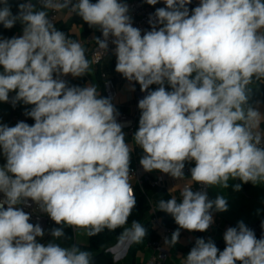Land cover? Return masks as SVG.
I'll list each match as a JSON object with an SVG mask.
<instances>
[{"label":"clouds","instance_id":"9594fccd","mask_svg":"<svg viewBox=\"0 0 264 264\" xmlns=\"http://www.w3.org/2000/svg\"><path fill=\"white\" fill-rule=\"evenodd\" d=\"M163 3L142 34L122 0H19L15 14L10 0H0V24L23 26L21 35L0 38V102L15 92L13 107L31 105L24 114L34 120L0 123L6 161L0 165V264H94L90 251L54 242L65 237V226L89 236L123 227L122 238L132 243L147 235L137 220L124 227L137 200L119 113L96 85L69 86L62 78L84 77L91 62L80 42L56 28L50 11L67 10L98 29V48L108 53L109 42L114 45L115 71L146 93L132 136L143 151L142 169L178 180L194 162L190 178L200 190L185 186L179 201L158 202L179 226L165 246L179 243L180 229L206 232L212 211L228 210L227 198L210 200L207 188L226 189L235 179L264 184L261 113L249 103L250 85L264 83V0H199L191 11L192 0ZM32 204L57 225L47 243L37 239L45 229L24 210ZM223 240L221 251L211 238H196L183 264H264V233L258 239L239 221Z\"/></svg>","mask_w":264,"mask_h":264},{"label":"crops","instance_id":"0c3cea01","mask_svg":"<svg viewBox=\"0 0 264 264\" xmlns=\"http://www.w3.org/2000/svg\"><path fill=\"white\" fill-rule=\"evenodd\" d=\"M129 0H122V2H126ZM144 2V0H141ZM92 3H95L96 0H91ZM33 3H36V0H33ZM145 3V2H144ZM147 4V3H145ZM148 5V4H147ZM13 13L17 12V8L13 9ZM62 19L57 22H63L69 25L68 33L73 36L74 40L80 42L86 49V54L92 47L93 38L96 35L97 29L90 28L87 24H83L79 20L75 19V15H70L66 10L62 11ZM22 25L17 22L13 27V36H19L22 34ZM91 37L92 40L86 42V38ZM0 38H8L3 34H0ZM70 38V36H69ZM116 58L107 57L100 64L99 68L108 70L112 75H114V79L117 85V98L114 102V106L116 109H120L122 112L134 116L135 118V128L134 132L130 133L129 130L123 127V131L126 133L125 140L129 144L132 149V153L135 150V147H139L135 145V142L132 138L134 133L136 132V126L139 124L140 111L138 109V101L143 98L145 95L144 92H141L136 88L135 82H128L125 78L122 77L121 74L115 71ZM0 71H2V67H0ZM68 78H74L71 75H68ZM85 80L83 82V86L96 85L98 91L102 96L103 90L101 87V79L98 74V69L95 68L91 64V70L87 75L84 76ZM257 84L250 85V87L256 86ZM135 87V91H132L131 88ZM166 86H168L166 84ZM158 85H154L151 90H155ZM169 87V86H168ZM11 93V92H10ZM257 102V101H256ZM259 104H254V107H258V111L261 113L260 117V125L264 126V101H258ZM6 104L10 106L7 102H0V110L3 109L2 104ZM31 105H25L21 102V109L19 111H15V116L18 120L12 121L10 126H15L18 121H22L25 117V111L29 110ZM3 113V112H2ZM9 116L5 118L0 115V123L6 124L8 122ZM5 159L2 160L0 165L5 163ZM152 178L156 179L158 184L153 187L156 188L155 193L148 197V205L149 208L146 211L145 218L149 219L152 211H156L161 217L169 216L170 220L174 222V218L163 212L158 210V202L160 200H167L171 197L175 196L179 201L181 199L180 192L182 191L181 187L172 181L171 176L161 173L159 171L150 172ZM240 184V190H234V185ZM217 195H224L228 201V210L226 212H215L214 217L217 221H219V225L212 224L210 228L204 232L209 235L215 244H218L220 241L223 242L222 235L224 231L231 227L236 226L239 221H243L244 223H248L251 221L257 220L261 214L264 212V184L261 185H253L251 183H243L239 179L230 180L229 187L223 189L219 186L209 187V199L214 200ZM132 223V222H131ZM131 223H127L124 227H130ZM141 223V222H140ZM199 238L198 231H187L181 229L179 243L174 247H171L170 255L167 261V264H183V261L194 246L195 239ZM208 238V239H209ZM52 239L51 235L44 237L39 240L40 243H47ZM88 240V235H87ZM75 242L80 244H86L87 241H78L74 239ZM114 241V242H113ZM110 246H106L103 248V252L111 257L112 261L115 264H139L148 254V249L144 247V243L141 240L139 243H132L127 238H122V236L114 239ZM56 243H60L62 246V239L58 241H54ZM109 242V243H111ZM224 243V242H223ZM139 244L138 247L136 245ZM136 247V248H135ZM130 250V253H128ZM239 264V262H238Z\"/></svg>","mask_w":264,"mask_h":264},{"label":"built area","instance_id":"2783aa9c","mask_svg":"<svg viewBox=\"0 0 264 264\" xmlns=\"http://www.w3.org/2000/svg\"><path fill=\"white\" fill-rule=\"evenodd\" d=\"M124 3H127V5L129 6V15L132 17L133 26L140 28L142 30V34L145 30H151V26L148 23V21H149L150 15L155 12V9L159 7H165L163 0H160V2L155 6L147 5L141 0H129ZM198 3H199V0H192V3L188 5L189 10L191 11V9L196 7ZM72 15H75V14H72ZM62 16L63 15L61 12H51V11L49 12V18L52 20L53 23L61 20ZM95 37L102 38V33L98 29L96 31ZM91 40H92L91 37L86 38V42L91 41ZM112 48H114V45H112L111 42H109V51L107 53L104 50L99 49L98 45L93 39L92 47L86 55L89 61L91 62V64L95 68L98 69L104 97H111V102L114 105V102L116 101V98H117V91H118L117 85L114 79V75H112V73H110L108 70L99 68L100 64L105 58L107 57L116 58L112 54V51H111ZM62 78L67 80L68 76L62 77ZM15 94H16L15 92L9 93V102H7L11 106V113H10L8 122L6 123L8 126H10V123L12 121L18 120L14 112L19 111L21 109V102H18L15 107H13L11 103V99L12 97L15 96ZM117 111L119 113L117 117L118 122L122 123L124 127L129 130L130 133H133L135 124H136L134 116L126 114L122 112L120 109H117ZM22 121L27 123L26 115ZM259 130L262 133H264V126L259 125ZM191 167H194V165L186 163L185 169H184V172H185L184 179L176 180L171 177L172 181L178 184L182 190L185 186H192L194 190H200V188L202 187L200 185H197L191 182L190 171H189ZM130 168H131L130 183L132 184L134 192H135L136 186L139 188H142L144 183H148L151 187H155L158 184L156 179L151 177L150 172H145L142 169V167L139 165V160H135L130 165ZM206 191H207L208 198H209V188H207ZM0 198H3L2 193H0ZM24 210L32 214L31 220L29 222L33 224L40 223V225L45 229L44 237L48 236L50 234L49 230L53 228L54 221H52L46 214L41 213L39 207L36 206L35 204H32L31 207L25 208ZM212 215L214 218L213 224L219 225L220 223L214 217L213 211H212ZM149 220H150V223L154 231L157 234V237L155 239L146 240L144 242V247L148 249V254L139 264H167L171 247L165 246L164 240L166 237H170L172 232L175 231L179 226L175 223V221L172 222V224L165 223L163 217H161L156 211H152L149 217ZM262 222H264V212L261 214V216L257 220L245 223L250 229L254 230L256 237L258 239L261 237L262 233H264V228L261 227ZM231 227H235V226H231ZM223 235H222V239H223ZM44 237L37 238V239L39 241L43 239ZM202 238L207 240L209 238V235L204 233Z\"/></svg>","mask_w":264,"mask_h":264},{"label":"trees","instance_id":"16d2710c","mask_svg":"<svg viewBox=\"0 0 264 264\" xmlns=\"http://www.w3.org/2000/svg\"><path fill=\"white\" fill-rule=\"evenodd\" d=\"M18 2H19V0H10V3L12 4L13 9L17 8ZM75 19L77 21L79 20L83 24H86L77 15H75ZM54 25L56 26V28L58 30L63 31L68 37L70 36V38L73 39V36H71L68 33V27H69L68 24L63 23V22H55ZM0 34H3V35L6 34V36L8 38H11V37H13V28H11L9 33L7 34L6 28L0 27ZM84 80H85L84 77H77V78H67L66 81L68 82L69 86L75 85V86L82 87ZM255 84H257V85L251 87L252 93H251V96L249 99V103L252 104L253 106L256 103V101H264V83L257 82ZM135 86L137 89L140 90V85L138 83H135ZM153 86L154 85L150 86V90L153 88ZM165 87H166V90H171L170 87H168L166 85H165ZM27 123L29 125H32V124H34V120L30 117H27ZM137 129H138V127L136 126V131H137ZM142 155H143L142 149L140 147H135V150L132 153L131 164L135 160H139ZM189 164L194 165V162L189 163ZM155 191H156V188L151 187L148 183H144L142 188H139L136 186L135 196H136L137 203H136L135 209L133 210L131 216L128 218V222H127V223H131L133 220H137V221L141 222V224H143L146 227L147 235L142 240L143 243L146 240H152V239H155L157 237V234L154 231V229L150 223V220L144 219L146 211L149 208L147 199H148V197H151L155 193ZM158 213H160V212H158ZM163 219H164L165 223L172 224V221L170 220L169 216H165ZM55 226L56 225L54 223L53 228ZM123 231H124L123 227L117 228L114 231H109L108 229H104L102 232H100L99 234H97L95 236H89L88 235L87 243L86 244H80V243L75 242L73 239V236H74L73 228L65 226L66 235L64 238H61V239H62V244L65 247L70 246L72 244H75V245L79 246L82 250L90 251L92 253L94 264H115L112 261L111 257L103 252V248L106 246V244L113 241L117 237L121 236V233ZM203 234H204V232L198 231L199 238H201L203 236ZM138 246H139V244L136 245V247H138ZM216 246L222 251L225 248V243L220 241L218 244H216Z\"/></svg>","mask_w":264,"mask_h":264},{"label":"rangeland","instance_id":"374dc122","mask_svg":"<svg viewBox=\"0 0 264 264\" xmlns=\"http://www.w3.org/2000/svg\"><path fill=\"white\" fill-rule=\"evenodd\" d=\"M2 105H3V109L0 110V115H2L5 118H7L8 116H10L11 106H8V105H6L4 103ZM3 159H4V157L2 155H0V163L2 162ZM73 233H74L73 239H76L78 241H87V232H86V230H84V229H79L78 230V229L73 228ZM113 242L108 243L107 246H110ZM128 253H130V250H129Z\"/></svg>","mask_w":264,"mask_h":264},{"label":"water","instance_id":"95a60500","mask_svg":"<svg viewBox=\"0 0 264 264\" xmlns=\"http://www.w3.org/2000/svg\"><path fill=\"white\" fill-rule=\"evenodd\" d=\"M0 27H3V25L0 24ZM9 31H10V29H6L7 34L9 33ZM144 94H146V93H144Z\"/></svg>","mask_w":264,"mask_h":264}]
</instances>
